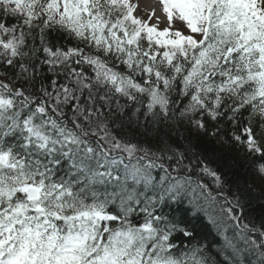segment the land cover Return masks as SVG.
I'll return each mask as SVG.
<instances>
[{
    "label": "snow or ice",
    "instance_id": "6c2138e0",
    "mask_svg": "<svg viewBox=\"0 0 264 264\" xmlns=\"http://www.w3.org/2000/svg\"><path fill=\"white\" fill-rule=\"evenodd\" d=\"M160 2L162 30L130 0H0V264H264V213L200 145L223 121L264 161V0Z\"/></svg>",
    "mask_w": 264,
    "mask_h": 264
},
{
    "label": "trees",
    "instance_id": "16d2710c",
    "mask_svg": "<svg viewBox=\"0 0 264 264\" xmlns=\"http://www.w3.org/2000/svg\"><path fill=\"white\" fill-rule=\"evenodd\" d=\"M246 115L247 113H245ZM221 123L223 127L219 135L223 136L227 143L220 144L217 139L206 136L200 140L201 148L207 153L209 160L213 162L212 167L218 168L223 173L230 186L247 192L250 202L248 214L259 216L264 213V195L259 192L261 181L258 178L256 166L258 162L264 161H258L257 157L246 155L243 146L231 141V133L235 131L239 134V128H233L223 121ZM214 127V124H209L210 130H213ZM240 127H243V124ZM205 182L209 181L206 179ZM187 207L185 205V208ZM184 218L188 219L187 214ZM191 222L197 225L195 231L198 238L205 237L208 241L218 238L213 226L207 219L200 218ZM213 251L215 252V249Z\"/></svg>",
    "mask_w": 264,
    "mask_h": 264
},
{
    "label": "bare ground",
    "instance_id": "6f19581e",
    "mask_svg": "<svg viewBox=\"0 0 264 264\" xmlns=\"http://www.w3.org/2000/svg\"><path fill=\"white\" fill-rule=\"evenodd\" d=\"M140 5L143 6V8H146L149 12L154 13V17H159V25L158 27L160 29H163L164 27L168 26V23L164 21L166 18L165 13L162 11V5L160 0H141ZM172 26H175L176 28H181L183 24L181 23H172Z\"/></svg>",
    "mask_w": 264,
    "mask_h": 264
},
{
    "label": "rangeland",
    "instance_id": "374dc122",
    "mask_svg": "<svg viewBox=\"0 0 264 264\" xmlns=\"http://www.w3.org/2000/svg\"><path fill=\"white\" fill-rule=\"evenodd\" d=\"M135 0H130V2L135 5L134 3ZM136 6V5H135ZM134 14L139 17L140 19L142 20H148L149 19V16L151 15L149 13V11L146 9V8H139V6L135 7V11H134ZM149 23H156V21L154 22V19H151L149 21ZM173 29H180V30H183V26L181 28H176L175 26H173ZM162 30V29H161Z\"/></svg>",
    "mask_w": 264,
    "mask_h": 264
}]
</instances>
